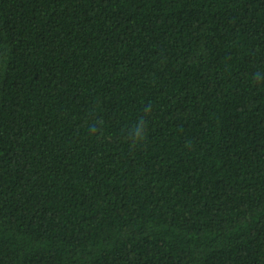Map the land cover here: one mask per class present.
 Here are the masks:
<instances>
[{"label":"trees","instance_id":"trees-1","mask_svg":"<svg viewBox=\"0 0 264 264\" xmlns=\"http://www.w3.org/2000/svg\"><path fill=\"white\" fill-rule=\"evenodd\" d=\"M0 264H264V0H0Z\"/></svg>","mask_w":264,"mask_h":264},{"label":"clouds","instance_id":"clouds-1","mask_svg":"<svg viewBox=\"0 0 264 264\" xmlns=\"http://www.w3.org/2000/svg\"><path fill=\"white\" fill-rule=\"evenodd\" d=\"M146 115L149 114V112L145 113ZM136 129H139L138 131H135V135L131 138L132 146L135 147V145L139 142H142L145 138V132H144V122L141 118L140 122L137 124Z\"/></svg>","mask_w":264,"mask_h":264}]
</instances>
